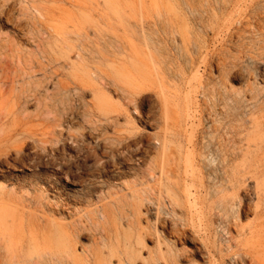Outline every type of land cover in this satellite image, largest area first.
<instances>
[{
    "label": "rangeland",
    "instance_id": "374dc122",
    "mask_svg": "<svg viewBox=\"0 0 264 264\" xmlns=\"http://www.w3.org/2000/svg\"><path fill=\"white\" fill-rule=\"evenodd\" d=\"M40 1L44 0H0V64L7 63L10 77L15 75L16 80L20 69L15 63L17 58L12 62L10 52L15 57L27 58L41 39L21 11ZM91 1L97 21L98 14L107 10L103 0ZM114 1L127 25L139 28L136 43L157 49L155 55L165 74V89L172 97L177 122L179 148L175 154L179 177L187 186L192 185L190 177L198 184L204 183V189L196 185L198 191L201 189L197 197L195 187L189 188L190 194L183 193L175 213L166 200L143 208L147 214L141 218V256L147 263L135 264H264V249L255 246L256 240L250 237L254 227L264 231V219L255 211L256 186L260 182L258 187H264V0ZM46 2L55 17L69 10L63 0ZM141 13L144 19L140 18ZM33 70L37 71L34 75H40L39 69ZM19 85L21 81L17 82ZM142 100L136 113L130 111L129 119L139 129L146 154L140 156L139 162L133 158L127 162L119 160L124 163L118 168L111 164L107 171L123 173L133 167L143 172L154 162L153 138L163 128V116L153 94L144 95ZM32 112L30 107L29 113ZM75 127L69 131L67 124L63 126L64 145H53L59 154H44L29 142L21 164L14 161V156L0 163V185L26 186L18 192L19 196L27 191L33 193L31 186L40 190L44 187L49 198L62 197L67 208L77 212L76 218L93 210L98 197L107 190H95V176L101 174L95 162V143L91 141L95 142V135L91 139L85 135L83 140L77 136L80 147L76 148L66 136L81 133ZM189 135L197 162L185 178ZM248 148L254 159L244 172L242 163ZM202 154L212 161L214 172L208 174L203 170L198 161ZM62 168V174L56 175L59 183L51 186L48 177ZM235 174L237 180L232 181ZM132 180L115 178L118 183ZM224 199L238 206L239 220L221 210ZM85 236L79 239V247H88Z\"/></svg>",
    "mask_w": 264,
    "mask_h": 264
},
{
    "label": "bare ground",
    "instance_id": "6f19581e",
    "mask_svg": "<svg viewBox=\"0 0 264 264\" xmlns=\"http://www.w3.org/2000/svg\"><path fill=\"white\" fill-rule=\"evenodd\" d=\"M103 1L107 13H99L97 21L91 0H63L69 10L59 18L50 11L46 0L21 11L41 39L27 58L15 57L10 52L12 62L17 58L18 80L15 75L10 77L7 63L0 64V163L14 156V161L21 164L29 142L44 154L58 153L53 145H64L63 126L67 124L69 131L77 126L81 133L66 135L68 141L79 148V138L83 140L87 135L91 139L95 135V142L91 141L95 143V162L101 170L95 176V190L107 192L101 193L93 210L76 218L77 212L67 208L62 197L49 198L44 187L40 190L31 186L33 193L27 191L19 196L18 192L26 186L9 188L1 184L0 264L146 262L141 256L144 248L141 218L147 214L143 208L166 200L173 213L183 193H191L189 188L195 187L196 197L204 189V183H196L193 177L189 179L190 187L179 177L175 154L179 148L177 122L172 97L165 89V74L155 55L157 49L136 43L139 28L127 25L116 1ZM140 18H145L142 13ZM34 68L39 69L40 75H34L37 72ZM19 81L22 85L17 86ZM146 94L156 97L163 116V128L153 138L154 162L143 172L133 167L123 173L107 171L111 164L118 168L124 163L119 160L127 162L133 158L139 162L140 156L146 154L139 129L129 119L130 111L137 112ZM145 124L148 126V122ZM191 138L189 135L190 152L184 160L185 178L197 162ZM253 154L248 148L242 163L244 172L247 165H253L249 163L254 159ZM198 161L203 170L212 173L214 166L208 157L202 154ZM62 171L63 168L48 177L47 182L56 187L59 183L56 175L60 176ZM117 177L133 180L118 183ZM236 180L235 174L232 181ZM196 185L201 188L199 191ZM258 186L255 211L264 219V207H260L264 203V187ZM237 207L233 201L221 202V210L239 220L241 211ZM84 234H89L85 236L89 245L79 247ZM250 237L256 240L255 246L264 249V231L254 227Z\"/></svg>",
    "mask_w": 264,
    "mask_h": 264
}]
</instances>
